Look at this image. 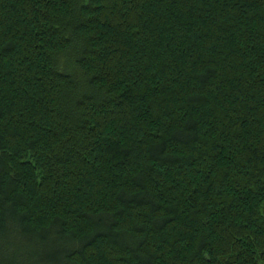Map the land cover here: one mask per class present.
I'll return each instance as SVG.
<instances>
[{
  "label": "trees",
  "instance_id": "trees-1",
  "mask_svg": "<svg viewBox=\"0 0 264 264\" xmlns=\"http://www.w3.org/2000/svg\"><path fill=\"white\" fill-rule=\"evenodd\" d=\"M0 264H264V0H0Z\"/></svg>",
  "mask_w": 264,
  "mask_h": 264
}]
</instances>
